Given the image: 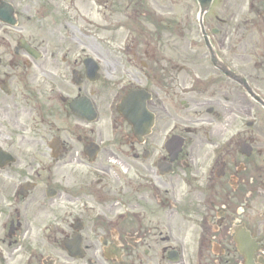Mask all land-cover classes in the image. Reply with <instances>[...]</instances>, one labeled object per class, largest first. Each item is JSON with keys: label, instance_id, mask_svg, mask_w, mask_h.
<instances>
[{"label": "flooded vegetation", "instance_id": "obj_1", "mask_svg": "<svg viewBox=\"0 0 264 264\" xmlns=\"http://www.w3.org/2000/svg\"><path fill=\"white\" fill-rule=\"evenodd\" d=\"M80 1L0 0V264H264V0Z\"/></svg>", "mask_w": 264, "mask_h": 264}, {"label": "rangeland", "instance_id": "obj_2", "mask_svg": "<svg viewBox=\"0 0 264 264\" xmlns=\"http://www.w3.org/2000/svg\"><path fill=\"white\" fill-rule=\"evenodd\" d=\"M85 1L86 0H82V1H80V3H82L83 4V6H84V4H85ZM164 6H166V10H171V9H169V3H167V1L165 0V2H164ZM118 12H120V13H124V14H126V16L128 15V13H130L131 11L128 9V8H126V6H121V7H119L118 9H117V11H116V13H118ZM119 16V15H118ZM117 16V17H118ZM125 16V17H126ZM112 20H114V21H117V19L114 17V16H112V18H111ZM126 21L127 22V25L129 24V22L130 21H128L127 19H122L121 21ZM133 21H135L136 22V20H134L133 19ZM141 23H143L144 24V28L146 29V31H145V34H144V39H146V40H149V41H151L152 40V35H153V33H154V27H156V26H158V24L157 23H154V22H152V21H150V22H141ZM125 25V23H122V24H118V26H117V29L120 31V32H122L123 30L121 29V26H124ZM104 28H107V27H104ZM105 30H107V29H105ZM106 38H111V37H117L116 35H113V34H111V32L110 31H108L107 32V35L105 36ZM119 37V40L121 41V37L120 36H118Z\"/></svg>", "mask_w": 264, "mask_h": 264}, {"label": "water", "instance_id": "obj_3", "mask_svg": "<svg viewBox=\"0 0 264 264\" xmlns=\"http://www.w3.org/2000/svg\"><path fill=\"white\" fill-rule=\"evenodd\" d=\"M7 6V5H6Z\"/></svg>", "mask_w": 264, "mask_h": 264}]
</instances>
